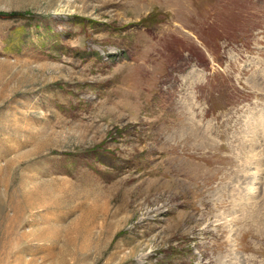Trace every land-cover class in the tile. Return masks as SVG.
I'll list each match as a JSON object with an SVG mask.
<instances>
[{
  "label": "rangeland",
  "instance_id": "1",
  "mask_svg": "<svg viewBox=\"0 0 264 264\" xmlns=\"http://www.w3.org/2000/svg\"><path fill=\"white\" fill-rule=\"evenodd\" d=\"M0 196V264H264V0H0Z\"/></svg>",
  "mask_w": 264,
  "mask_h": 264
},
{
  "label": "bare ground",
  "instance_id": "2",
  "mask_svg": "<svg viewBox=\"0 0 264 264\" xmlns=\"http://www.w3.org/2000/svg\"><path fill=\"white\" fill-rule=\"evenodd\" d=\"M257 124H259V121H258V123ZM259 126V125H258ZM188 131V130H187ZM185 132V131H184ZM262 133H263V131H262ZM191 135V136H190ZM194 135V136H193ZM184 137H186L185 139H189V138H191V142H194V144L193 143H191V146L192 147H197V148H199L197 145H196V140L195 139H192V138H195V132L193 131V130H190L189 132H187L186 134H181L180 136H178V138H184ZM177 138V137H176ZM174 140V139H173ZM182 140V139H181ZM254 146V145H253ZM193 177V176H192ZM255 179V183L252 185V190H251V192H255V190H256V183H258L259 182V179L260 178H258V177H256V178H254ZM261 180V179H260ZM248 185H250V184H248ZM250 189H251V187H250ZM248 192V191H247ZM41 192H38V191H35V190H29V191H25V192H23V198H22V201L21 202H23L25 205H26V208L28 209V210H32V209H34V208H38V207H45L46 209H48V199H49V197L48 196H46V194H47V192L46 191H44L42 194H40ZM251 196V195H250ZM2 197H5V196H0V198H1V200H2ZM249 197V196H248ZM255 197V196H254ZM251 199V198H250ZM0 200V201H1ZM249 200V199H248ZM247 200V201H248ZM84 220V219H83ZM86 220V219H85ZM85 223V222H84ZM86 225V224H85ZM48 228L50 227V226H47ZM231 229H229L230 230V232H232L233 231V229H232V227H230ZM81 229L80 228H78V229H75V231H73V233L70 235V236H67L66 238H65V240L67 241V243L68 244H70V245H72L73 247H71V248H73L72 249V252H74L75 250H77L76 248L78 247V246H76L75 244H77V243H80L81 245H82V243H81V238H83L82 239V242H84V239L86 238L82 233H81V231H80ZM234 234V233H233ZM91 237L92 236H90L89 237V242L91 243ZM39 239H42L46 244L47 243H49V245H45L48 249H50L49 248V246H54L55 247V245L57 246V243L58 242H60L61 241V239H62V236L60 235V233L58 234L57 232H54V233H49V234H44V235H41V236H39ZM93 239V238H92ZM81 245H79V248H81L82 249V247H84L83 245L81 246ZM69 253H70V251H69Z\"/></svg>",
  "mask_w": 264,
  "mask_h": 264
}]
</instances>
